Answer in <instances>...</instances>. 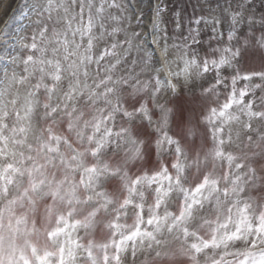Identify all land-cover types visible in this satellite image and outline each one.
Returning <instances> with one entry per match:
<instances>
[{
	"label": "clouds",
	"instance_id": "clouds-1",
	"mask_svg": "<svg viewBox=\"0 0 264 264\" xmlns=\"http://www.w3.org/2000/svg\"><path fill=\"white\" fill-rule=\"evenodd\" d=\"M79 2L77 11V0H38L30 38H20L14 67L0 69V211L35 199L40 243L56 250L79 241L74 264H103L102 248L87 255L86 238L107 243L109 255L112 241L124 240L119 264H192L177 249L221 238L198 264L217 256L260 264L264 142L250 140L249 124L251 133L260 125L253 128L247 106L233 103L238 112L221 117L225 102L214 103L213 90L223 81L213 83L195 58L164 67L153 45L152 62L137 70L120 51L122 29L100 22L107 10ZM142 78L155 84L138 94ZM228 125L235 137L231 127L224 135ZM95 216L102 226L93 234L86 224ZM60 222L66 233H57Z\"/></svg>",
	"mask_w": 264,
	"mask_h": 264
},
{
	"label": "rangeland",
	"instance_id": "rangeland-1",
	"mask_svg": "<svg viewBox=\"0 0 264 264\" xmlns=\"http://www.w3.org/2000/svg\"><path fill=\"white\" fill-rule=\"evenodd\" d=\"M111 2L91 0L92 11L103 7L107 11L100 14V22L109 31L113 27L122 29L118 36L120 51L129 61L135 58L137 70L152 62L149 48L154 45L152 51L161 52V60L163 53L167 61L164 67L180 63L181 58L207 64L210 73L205 75L215 77L213 83L223 81L213 90L214 103L225 102L233 90L238 95L240 89H245L249 93L246 103H253L257 111L264 110V80L243 79L246 74L264 72V0H115L120 8L109 7ZM37 4L38 0H0V69L14 67L11 57L20 52V38L31 36ZM76 9L80 10L79 0ZM87 15L86 11L85 19ZM113 15L120 19H111ZM100 32L97 25L96 35ZM221 60L225 61L223 65ZM154 84L155 79L142 78L138 94ZM213 93H209L210 98ZM231 111L238 109L234 105ZM258 125V132L248 133L254 139L264 133V122L253 119V128ZM229 127L235 137L236 125L225 126L224 135L229 134Z\"/></svg>",
	"mask_w": 264,
	"mask_h": 264
},
{
	"label": "snow or ice",
	"instance_id": "snow-or-ice-1",
	"mask_svg": "<svg viewBox=\"0 0 264 264\" xmlns=\"http://www.w3.org/2000/svg\"><path fill=\"white\" fill-rule=\"evenodd\" d=\"M80 30H83L82 27ZM35 51L36 46L34 45V54ZM254 77L264 80V72H258L253 75L246 74L243 79L251 80ZM248 95L249 93L245 89H240L238 95L237 92L233 90L230 97L226 99L225 104L220 111V116H225L224 109L230 110L233 103H239L247 106L250 120L258 118L264 119V110L257 111L254 109L253 103H246ZM221 132H223V129H221ZM249 133H251V124H249ZM250 140H255L256 146L259 147V145L264 142V137L254 139L253 136L250 135ZM214 150L215 146L213 151ZM212 154L213 152L208 153L209 156ZM9 168H11V165H9ZM0 188H6V185L0 184ZM18 204H23V206L27 208V211L17 214L15 209ZM47 211L49 216L54 215L53 209L49 208ZM246 211L247 206H245V209H243L242 212L246 213ZM38 213L39 203L31 197H29L28 200L22 199L19 202L12 200L9 202V206L6 209L0 211V264H74L75 252L79 247V241L70 243L67 248L60 247L56 250L50 249L46 245L41 244V232L37 226L38 221L33 219V217L37 216ZM260 220L261 224L257 226L256 231H264V213H261ZM246 221V215L242 216V222ZM148 223L151 224L152 220L149 219ZM100 226H102V222L98 216L93 217V219L88 221L86 224V228L93 230V234ZM249 227L251 226L249 225ZM56 231L59 234L66 233L68 231V227L65 226L64 222H60L57 225ZM145 234L151 235V233ZM52 235L53 233L51 231L46 233V236L48 237H51ZM138 235L139 230L127 236L125 239L132 240L133 236ZM124 242V240H113L111 244V255H109L107 243H98L93 240L90 244L89 239L86 238L84 241V247L86 249H91V251L87 253L89 257L92 256V251H95L97 247L102 248L103 264H109L110 261L112 264H119L121 259L119 252ZM223 243V238L215 241L214 243L205 242L203 246L196 242H192L189 248L185 249L181 247L177 249L175 254L184 256L188 261H191L192 264H198V260L204 251H211L213 248L218 249ZM211 264H223V260L218 256L213 257ZM260 264H264V260H261Z\"/></svg>",
	"mask_w": 264,
	"mask_h": 264
},
{
	"label": "bare ground",
	"instance_id": "bare-ground-1",
	"mask_svg": "<svg viewBox=\"0 0 264 264\" xmlns=\"http://www.w3.org/2000/svg\"><path fill=\"white\" fill-rule=\"evenodd\" d=\"M138 17H136L135 19H137ZM139 21V20H138ZM161 53V52H160ZM161 56H162V58H163V60L165 59V57H164V55H163V53L161 54Z\"/></svg>",
	"mask_w": 264,
	"mask_h": 264
}]
</instances>
